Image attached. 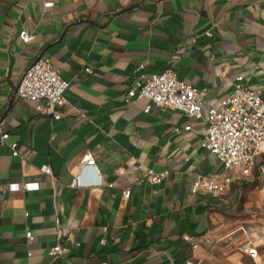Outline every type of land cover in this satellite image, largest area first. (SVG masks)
<instances>
[{
	"label": "crops",
	"instance_id": "1",
	"mask_svg": "<svg viewBox=\"0 0 264 264\" xmlns=\"http://www.w3.org/2000/svg\"><path fill=\"white\" fill-rule=\"evenodd\" d=\"M45 1L0 0V114L10 133L0 144V264H264L246 252L254 235L264 242V190L192 192L199 176L225 172L203 147L206 121L127 102L140 65L159 73L174 54L179 78L207 90L206 105L232 95L239 74L264 99V0ZM41 57L70 82L59 120L14 96ZM88 151L93 167L81 165ZM147 170L169 175L154 184ZM27 182L41 187L8 189ZM185 233L201 247L191 250ZM58 244L68 253L53 255Z\"/></svg>",
	"mask_w": 264,
	"mask_h": 264
},
{
	"label": "built area",
	"instance_id": "2",
	"mask_svg": "<svg viewBox=\"0 0 264 264\" xmlns=\"http://www.w3.org/2000/svg\"><path fill=\"white\" fill-rule=\"evenodd\" d=\"M76 1V0H74ZM46 8L54 6L52 0L44 3ZM209 36L212 33H208ZM20 40L24 44L31 43L35 35L26 27L19 33ZM178 54L172 56V64L162 72L146 73L144 65H140L135 75V80L127 94V102L134 103L142 99H148L150 104L145 107L149 113L152 106L178 110L191 118L203 119L207 123L203 147L214 155L224 166V173L213 176H199L192 185V192L202 190L208 194L220 196L233 190L238 183H258L264 190V99L261 91L247 86L245 74H239L235 79V88L232 95L220 99L217 103L206 105V89L182 80L178 76L176 62ZM87 72H92L89 67ZM70 87V82L62 77L59 69H56L49 58H39L30 65L21 76L15 90V98L35 102L36 109L41 114L50 115L55 120L62 119L61 111L65 103V92ZM5 117L0 114V144H7L10 133L5 131ZM192 126H186L190 130ZM180 130V128H177ZM13 155L17 156L19 144H11ZM82 166H95L96 159L88 151L81 158ZM41 171L51 177H55L50 165L41 167ZM149 180L158 184L169 175V170L154 172L147 170ZM79 177H75L72 186H82ZM102 184L99 180L91 187ZM41 187L39 182L11 183L10 191L37 190ZM125 198L130 197V191L126 190ZM28 241H34L31 230L26 233ZM184 241L191 250L201 247V239L198 235L185 233ZM211 244L210 239H206ZM78 246L80 243H76ZM68 249L61 244L55 246L51 253L60 255L68 253ZM246 252L253 258L259 257V251L254 242L249 241ZM183 264H201L193 256L188 257Z\"/></svg>",
	"mask_w": 264,
	"mask_h": 264
},
{
	"label": "rangeland",
	"instance_id": "3",
	"mask_svg": "<svg viewBox=\"0 0 264 264\" xmlns=\"http://www.w3.org/2000/svg\"><path fill=\"white\" fill-rule=\"evenodd\" d=\"M253 187H257V186H259V187H261V185L260 184H258V183H255V185H252ZM252 240H253V242H255V244L257 245V247H258V251H259V254H264V242L263 241H261V239H260V235H259V233L258 234H256V235H254L253 237H252ZM245 245V243H241V244H236V248L237 249H240L241 247H243Z\"/></svg>",
	"mask_w": 264,
	"mask_h": 264
},
{
	"label": "trees",
	"instance_id": "4",
	"mask_svg": "<svg viewBox=\"0 0 264 264\" xmlns=\"http://www.w3.org/2000/svg\"><path fill=\"white\" fill-rule=\"evenodd\" d=\"M250 185H255V183H253V184H250Z\"/></svg>",
	"mask_w": 264,
	"mask_h": 264
}]
</instances>
